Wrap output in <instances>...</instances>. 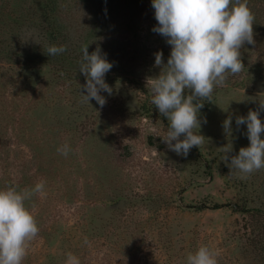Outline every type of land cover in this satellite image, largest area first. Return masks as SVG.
I'll list each match as a JSON object with an SVG mask.
<instances>
[{"label": "rangeland", "instance_id": "1", "mask_svg": "<svg viewBox=\"0 0 264 264\" xmlns=\"http://www.w3.org/2000/svg\"><path fill=\"white\" fill-rule=\"evenodd\" d=\"M263 2L247 0L244 69L200 109L206 139L183 156L163 143L146 85L161 70L154 54L166 64L171 51L151 0H0V190L44 183L25 201L39 231L21 264H66L69 252L80 264H187L204 246L216 264H264V168L230 174L221 149L249 146L236 117L251 109L264 123ZM53 44L67 51L48 56ZM85 45L113 64L102 108L80 96Z\"/></svg>", "mask_w": 264, "mask_h": 264}, {"label": "clouds", "instance_id": "2", "mask_svg": "<svg viewBox=\"0 0 264 264\" xmlns=\"http://www.w3.org/2000/svg\"><path fill=\"white\" fill-rule=\"evenodd\" d=\"M151 6L157 21L152 31L165 38L171 51L166 64L162 51L154 54V66L161 70L157 76L148 78L146 85L150 86L151 103L167 120L163 143L177 155L187 156L206 139L200 131H194L200 130L199 113L204 106L198 101H211L216 88L227 87L228 77L242 72L240 49L245 43L254 44L255 17L247 0H151ZM88 46L81 48L79 72L86 83L80 85L79 92L83 102L90 104L95 100L102 108L106 99L101 93H112L105 76L113 64L99 48L89 54ZM66 51L65 45L53 44L47 48L48 56ZM260 108L264 109V103H260ZM259 117L260 112L251 109L246 116L236 117L238 128L246 125L250 143L231 157L228 153L232 145L221 148L230 174L246 178L264 168V139L261 138L264 123ZM222 127L225 134L231 133V116L223 121ZM70 151L68 144L57 148L64 156ZM43 188L44 183L40 182L31 191H18L15 186L0 190V264H21L26 242L37 236L39 229L25 201L32 194L41 193ZM66 255V264H80L72 253ZM187 264H216V260L204 246L188 254Z\"/></svg>", "mask_w": 264, "mask_h": 264}, {"label": "trees", "instance_id": "3", "mask_svg": "<svg viewBox=\"0 0 264 264\" xmlns=\"http://www.w3.org/2000/svg\"><path fill=\"white\" fill-rule=\"evenodd\" d=\"M51 9H54V8H51ZM263 10H264V2H263ZM55 33H56V31H55ZM262 35H264V31H262ZM251 47H253V46H251ZM254 48H256L257 51H259V52H264V42L260 43V45H258V46H254ZM257 63L262 65V64H264V61L263 60H259V61H257ZM234 78H235L234 76L230 75L228 77L227 83L231 82ZM198 102L204 103L203 108H207L209 106V101L208 100L198 101Z\"/></svg>", "mask_w": 264, "mask_h": 264}]
</instances>
